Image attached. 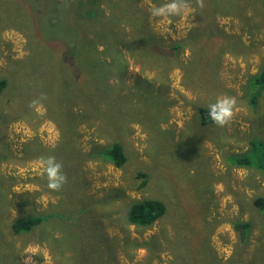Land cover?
<instances>
[{"label": "rangeland", "instance_id": "rangeland-1", "mask_svg": "<svg viewBox=\"0 0 264 264\" xmlns=\"http://www.w3.org/2000/svg\"><path fill=\"white\" fill-rule=\"evenodd\" d=\"M98 1L110 18L111 8ZM256 1L237 0L230 14L213 10V36L204 31L192 68L201 79H216L193 84L185 80L190 47L166 49L180 66L171 58L172 66L160 74L166 62L153 64L144 56L148 66L142 67L124 43L120 56H109L91 36L68 46L77 0H0V78L7 80L0 93V264H264V208L257 206L259 197L264 202V175L227 160L246 152L251 140L264 142V89L249 103V81L264 62V15ZM170 3L155 8L153 0L135 1L162 44L203 31L187 1L156 14ZM110 21L106 28L127 36L129 26ZM228 35L239 37L240 53L227 45ZM94 48L99 53L92 64L111 71L102 75L104 90L122 84L120 93L126 94L112 116L114 130L86 102L90 73L72 77L76 59L87 60ZM149 91L158 112L141 106ZM225 97L234 101L231 119L224 126L203 123L199 107ZM56 101L68 103L71 121L85 116L75 124L74 153L68 144L58 152L55 118L62 109ZM125 114L130 119L121 124ZM150 114H158L153 126L145 120ZM114 141L124 147L122 167L102 155ZM48 157L61 164L65 177L58 190L47 187L41 161ZM139 172L146 174L143 187ZM147 197L164 201L167 212L149 226L129 223V205ZM34 209L54 215L29 232L13 233L11 222ZM243 222L249 231L240 248Z\"/></svg>", "mask_w": 264, "mask_h": 264}, {"label": "trees", "instance_id": "trees-1", "mask_svg": "<svg viewBox=\"0 0 264 264\" xmlns=\"http://www.w3.org/2000/svg\"><path fill=\"white\" fill-rule=\"evenodd\" d=\"M93 1L95 3L92 4V6H89L86 5V1L77 0L78 5H75L72 11H76L79 9L80 10L74 13L73 20H71L68 24V46H73L79 40H84L91 36L94 42L99 41L102 42L103 45H105L104 51L107 50L109 56H111L112 52H114L117 56H120V53L122 54V47L119 43H124L127 52L132 55V59L134 61H137L138 59L141 60L144 56H149L153 64H156L157 62L161 64L162 60L163 62H166V64L163 65L164 69L158 67L160 70V74H165L167 67L172 66L170 63H168L171 58L176 60V63H174V65L180 66L177 56L173 57L170 56L169 53L165 54V52L168 51L166 49H173L178 51L183 47H190L192 49V59L186 63L185 80L188 82H193V84L201 81H215L216 76L213 79H201L196 76V72L192 68V63L196 62L197 58L196 48L205 30H208L209 35L213 36V10L216 11L223 8L226 12L224 14L233 13L235 10H237V0H229L228 2H225V0H153V2L155 3V8H159L169 1L177 5L179 3L187 1L195 7L197 14L200 17L201 27L203 28V31L199 33L189 32L187 36L183 37L180 40H173L168 45H164L160 42L161 37H159L157 33L152 29V24L147 15L142 12V9L140 10L139 8H137V5H135V1L138 2V0H101L100 2L105 3L107 7L109 6L111 8V21L110 18H106L101 15L103 14V9L99 1ZM118 4L121 5V8H119ZM256 4L259 6V11H262L264 15V0H257ZM108 21H110L111 24L123 22L124 24L129 26L130 31H128L127 36L117 34V30H114L112 27L106 28L107 26L105 22ZM51 25H57V21H51ZM120 29L122 28H118V30ZM221 31L222 30H219L218 34ZM145 36L149 37V40H146ZM225 41L228 46H230L237 53H240L239 50L241 42L237 35L225 36ZM153 44L157 49L151 48V45ZM91 48H93L92 43ZM227 50L229 51L228 48ZM67 52L70 57L74 56L73 53H71V50H68ZM245 52L242 53V55H244ZM98 53L99 52L97 48H94L91 55H88L86 57L89 62L87 60H82L81 58V62L80 60L76 59L74 67L76 75L72 74V77L79 78L83 71H87L90 73L87 80V84L89 87V95L87 96H89L90 99L86 100V102L92 107L91 110L95 111L104 119L107 127L114 130L111 125L112 116L115 115V111H121V105L124 98L126 97V94L120 93V91H122V84H120L116 89L104 90L102 84L103 76L110 74L111 71H105L103 67H98L97 65L92 64L97 60ZM139 56L141 58H139ZM135 57H137V59H135ZM218 58L219 56L217 57V63L215 64L216 68L219 64ZM102 63L105 64V62ZM147 63V61L142 59L141 66H148ZM154 80L156 79L154 78ZM6 85L7 80L4 77H1L0 93H2V91L6 88ZM249 85V92H253L249 96V103L253 104L257 100L258 95L264 89V62L259 71L250 79ZM153 98L154 97H152L151 91H149L148 96L141 103V106L144 108V110H149L151 107H156L155 111H159L160 105H158L156 103V100ZM57 104L59 109H62L59 110L58 116H56L55 118V121L60 129V143L58 146V152L63 153L64 145L68 144L71 145V151L72 153H74V146L76 143L75 124L77 122H83L85 116L83 115L81 118H75L74 121H71L69 118L68 103L63 101L60 103L57 102ZM127 104H131V102L128 101ZM199 108L200 113H198L201 116L202 122H212L207 115L208 108L204 105H201V107ZM123 111H125V109ZM52 115L54 116L53 110ZM125 115L126 118L122 117V120L120 122L121 124L123 120L130 119L128 114ZM150 116V118L145 120L149 125L152 124L153 126L159 121V119L157 118L158 114L155 117H153L151 114ZM57 117H60L62 122L68 126L67 131L61 130L59 125L60 122ZM120 128L115 130L120 132ZM249 144V149L246 152L239 155L229 156L227 160L233 166L255 167L256 169H259L264 175V142L255 139L251 140ZM38 149L39 146H36L33 150ZM102 155L117 167H122L124 164H126L127 158L124 152V147L119 141H114L109 145L104 146ZM139 176L142 178L140 187H143L146 183V174L139 172ZM23 200L25 202L24 205L27 208L30 205L28 193ZM257 206L260 209L264 208L263 199L260 197L257 200ZM47 212L48 211L41 212L34 209L31 213L29 211L24 216L15 218L10 225L11 231L13 233H26L31 231L34 226L40 224L46 218L48 219L54 215L50 214L46 216ZM166 212L167 205L164 201L158 198L147 197L142 198L141 200H136L129 205L126 212V219L129 223L137 226H149ZM233 222L235 225H238L239 223L235 221V219L232 221V223ZM241 226L245 230L239 232L238 247L240 248L247 245V231H249V229L247 228L249 227V223L243 222L241 223ZM213 257H215L214 254Z\"/></svg>", "mask_w": 264, "mask_h": 264}, {"label": "clouds", "instance_id": "clouds-1", "mask_svg": "<svg viewBox=\"0 0 264 264\" xmlns=\"http://www.w3.org/2000/svg\"><path fill=\"white\" fill-rule=\"evenodd\" d=\"M176 8L177 5L175 3H170L162 9H157L156 14H160L163 11L174 12ZM101 15L104 16V14ZM233 106L234 101L231 98L219 99L208 106L207 115L215 125L224 126L233 115ZM41 163L43 172L48 180L47 187L52 190H58L65 181V177L61 172V164L54 157H48L42 160Z\"/></svg>", "mask_w": 264, "mask_h": 264}, {"label": "bare ground", "instance_id": "bare-ground-1", "mask_svg": "<svg viewBox=\"0 0 264 264\" xmlns=\"http://www.w3.org/2000/svg\"><path fill=\"white\" fill-rule=\"evenodd\" d=\"M120 39V38H119ZM122 39V38H121ZM121 44V43H120ZM190 60V59H189ZM206 107H208V106H206ZM191 115V114H190ZM3 123V122H2Z\"/></svg>", "mask_w": 264, "mask_h": 264}, {"label": "flooded vegetation", "instance_id": "flooded-vegetation-1", "mask_svg": "<svg viewBox=\"0 0 264 264\" xmlns=\"http://www.w3.org/2000/svg\"><path fill=\"white\" fill-rule=\"evenodd\" d=\"M199 112H200V110H199Z\"/></svg>", "mask_w": 264, "mask_h": 264}]
</instances>
